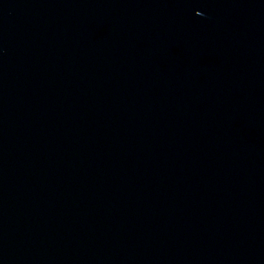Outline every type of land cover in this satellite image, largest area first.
<instances>
[{
  "label": "water",
  "instance_id": "1",
  "mask_svg": "<svg viewBox=\"0 0 264 264\" xmlns=\"http://www.w3.org/2000/svg\"><path fill=\"white\" fill-rule=\"evenodd\" d=\"M0 264H264V0H0Z\"/></svg>",
  "mask_w": 264,
  "mask_h": 264
}]
</instances>
